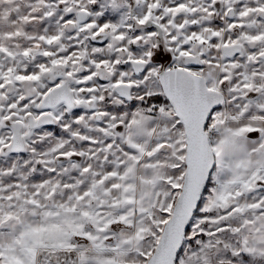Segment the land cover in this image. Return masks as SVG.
<instances>
[{
	"label": "snow or ice",
	"instance_id": "obj_1",
	"mask_svg": "<svg viewBox=\"0 0 264 264\" xmlns=\"http://www.w3.org/2000/svg\"><path fill=\"white\" fill-rule=\"evenodd\" d=\"M0 264H264V0H0Z\"/></svg>",
	"mask_w": 264,
	"mask_h": 264
}]
</instances>
